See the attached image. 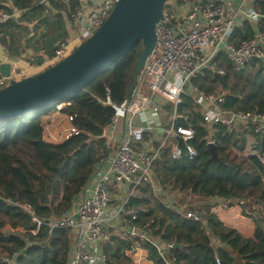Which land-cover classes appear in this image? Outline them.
<instances>
[{
  "label": "trees",
  "instance_id": "trees-1",
  "mask_svg": "<svg viewBox=\"0 0 264 264\" xmlns=\"http://www.w3.org/2000/svg\"><path fill=\"white\" fill-rule=\"evenodd\" d=\"M252 5L262 16L259 29L264 34V0H253ZM77 6L76 0H0V11L20 12L0 25L5 50L17 56L22 41L31 33L30 26L36 22L32 32L36 34L42 27L41 51L53 59L60 44L70 39L67 25L74 24L72 15ZM252 37V28L246 23L236 28L232 42L240 44ZM141 51L140 42L65 99L71 105H64L60 113L75 116L72 125L79 134L62 143L45 139V119L57 112L60 101L22 116L0 119V257L12 258L16 254L18 264H67L71 232L56 229L49 234L48 227L42 225L34 235L37 224L20 205H29L42 221L60 218L71 209L101 161L110 154L104 134L115 117L113 106L126 101L129 77ZM35 63L42 65L43 59ZM222 64L225 75L208 74L196 80L195 85L212 94L220 88L225 91L228 110L258 109L264 114V64L253 62L241 71H235L224 60ZM179 111L188 119L179 120L178 125L192 126L196 131L193 146L198 156L190 159L185 155L177 161L165 148L154 164L155 178L165 193L156 196L150 186L140 187L129 203L138 216L127 225L140 228L152 223L156 238L182 245L174 250L180 264H217V258L220 264H264L262 222H255L254 235L247 238L210 210L219 202L243 201L251 211L253 207L261 208L264 216V167L256 157L239 155L244 140L219 125L213 127L212 137L221 162L213 161L207 145L210 130L197 106L187 97ZM258 140L264 150V135ZM171 200L174 208L165 204ZM183 205L185 211L201 210L202 221L185 220ZM7 227L16 233L6 237L2 231ZM213 240L218 241V246L213 245ZM131 248L132 242L115 235L105 248L107 264H134L126 255ZM150 258L153 264H163L152 251Z\"/></svg>",
  "mask_w": 264,
  "mask_h": 264
},
{
  "label": "built area",
  "instance_id": "built-area-1",
  "mask_svg": "<svg viewBox=\"0 0 264 264\" xmlns=\"http://www.w3.org/2000/svg\"><path fill=\"white\" fill-rule=\"evenodd\" d=\"M76 1L78 6L72 17L80 30L74 39L60 44L52 59L53 64L89 39L105 23L118 2ZM252 1L166 0L163 18L155 29V48L139 74L131 101L113 106L115 117L106 130L109 156L101 161L71 209L60 218L42 221L29 205H20L37 224V229L32 231L34 235L42 225L48 227L49 234L56 229L71 232L72 247L67 264H107L105 248L117 234L132 242L126 255L134 264H153L151 251L163 264H180L174 253L175 245L156 238L152 223L137 228L128 226L127 222L138 216L129 203L140 187L150 186L156 196L165 193L154 175V164L165 148L170 149L172 158L177 161L185 155L190 159L198 156L193 146L195 129L178 125L179 120L188 119L179 111L187 97L197 106V112L204 124L211 128L212 135L213 127L219 125L229 134L239 136L244 140V146L238 154L246 158L256 157L264 167V150L258 140L264 135V114L258 109L228 110L225 108V91L220 88L212 94L195 85L196 80L208 74L225 75L223 60L235 71H241L253 62L264 64V34L259 29L262 16L253 9ZM88 2H91L90 7ZM18 14L17 10L13 14L0 11V25ZM246 23L251 26L253 37L240 44L233 43L236 28ZM0 45L5 49L1 34ZM26 77L24 70L18 67L10 76L0 74V90L12 80ZM64 105L70 106L71 103L67 100L59 102L56 114L62 115L60 111ZM65 119L70 127L64 129L63 138L58 143L79 134L72 125L75 116L65 115ZM118 124H122L119 131ZM210 143H214L212 136L207 145ZM165 204L175 207L172 200ZM233 207L240 208L246 218H258L243 201L233 204L219 202L210 210L219 217ZM182 214L185 220L192 222H200L203 218L201 210ZM2 233L10 237L16 231L7 227ZM0 261L18 264L16 254L12 258L0 257ZM216 261L220 264L219 258Z\"/></svg>",
  "mask_w": 264,
  "mask_h": 264
},
{
  "label": "water",
  "instance_id": "water-1",
  "mask_svg": "<svg viewBox=\"0 0 264 264\" xmlns=\"http://www.w3.org/2000/svg\"><path fill=\"white\" fill-rule=\"evenodd\" d=\"M165 1L118 0L105 23L69 55L36 75L12 80L0 90V119L22 116L64 101L141 42L142 51L129 77L128 104L145 61L155 48V29L163 18ZM209 130L211 137L210 127ZM208 147L212 160L221 162L215 144L210 143ZM180 247L175 245V249Z\"/></svg>",
  "mask_w": 264,
  "mask_h": 264
},
{
  "label": "crops",
  "instance_id": "crops-1",
  "mask_svg": "<svg viewBox=\"0 0 264 264\" xmlns=\"http://www.w3.org/2000/svg\"><path fill=\"white\" fill-rule=\"evenodd\" d=\"M87 1V0H86ZM96 3H100L102 0H93ZM90 3H87V6L90 7ZM9 6L12 7L11 2L8 3ZM34 22L30 26L31 33L28 37L22 41L21 48L19 54L17 56H12L7 53L5 49L0 45V74L3 76H10L15 67L21 68L24 70L27 77L36 75L42 72L44 69L51 66L52 59H49L48 56L45 55L43 51H41L42 41L39 36L41 34L42 27H38L36 34L32 31L34 30ZM33 27V30H31ZM67 29L70 32V39L72 40L77 36V32H79L80 27L77 28L75 24L67 25ZM68 40V41H69ZM43 59V64L38 65L36 62L37 59ZM65 119V115H63ZM66 120V119H65ZM67 122V121H66ZM240 208L233 207L231 211L226 214H222L219 216L220 220L224 224H230L232 227L236 228V230L242 234V236L247 238H252L255 231V222L248 220L249 218H242ZM229 226V225H228Z\"/></svg>",
  "mask_w": 264,
  "mask_h": 264
},
{
  "label": "rangeland",
  "instance_id": "rangeland-1",
  "mask_svg": "<svg viewBox=\"0 0 264 264\" xmlns=\"http://www.w3.org/2000/svg\"><path fill=\"white\" fill-rule=\"evenodd\" d=\"M45 124H46L45 139L49 142H55V143L56 142L58 143L62 140L63 135H64V129L70 127L69 122H66L63 115L56 114V113H53L52 115L48 116L45 119ZM121 128H122V124H118V126H117L118 131L121 130ZM180 198H182V196H180ZM197 203L201 204V202H196V201L194 204H197ZM208 204H211V202H209ZM186 209H187L186 206H184V207H182L181 210H182V212H184ZM200 209H202V208H200ZM252 209L254 210L252 212H255V214L258 218L254 219V220L253 219H248V220H250V222L251 221L257 222L259 220V222H262V224L264 225V216L262 214L261 208L253 207ZM242 218H243V216H242ZM244 218H246V217H244ZM225 225L226 226L229 225L228 227L236 229V228L232 227L230 224H225ZM218 244H219L218 241L213 240L214 246H218Z\"/></svg>",
  "mask_w": 264,
  "mask_h": 264
}]
</instances>
